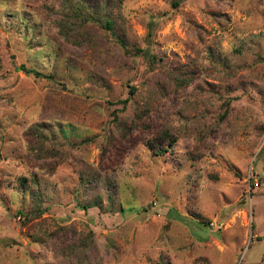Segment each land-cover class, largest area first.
I'll return each mask as SVG.
<instances>
[{
	"label": "rangeland",
	"instance_id": "374dc122",
	"mask_svg": "<svg viewBox=\"0 0 264 264\" xmlns=\"http://www.w3.org/2000/svg\"><path fill=\"white\" fill-rule=\"evenodd\" d=\"M0 61V264H264V0H0Z\"/></svg>",
	"mask_w": 264,
	"mask_h": 264
},
{
	"label": "trees",
	"instance_id": "16d2710c",
	"mask_svg": "<svg viewBox=\"0 0 264 264\" xmlns=\"http://www.w3.org/2000/svg\"><path fill=\"white\" fill-rule=\"evenodd\" d=\"M84 4V2H83ZM178 3L177 2H172L173 6H176ZM92 11V12H91ZM79 13L80 16L82 17L83 20H90L93 22H96L97 24H99L101 27H103L104 29L108 30L111 32V34L113 36H115L116 42L120 45V47L122 48L123 52L127 55L133 56V57H141L143 58L147 64H149L150 66H153L157 63V61L160 60V58L157 57V55L155 53H153V51H151V46L148 43V47L147 48H139L135 45L129 46V44L126 42V40L119 36L116 35L113 28H114V21L112 19H110L109 17L105 16V15H99L96 11V9L91 10V7L86 11V13H84L82 11V9H79ZM64 37L67 40L71 39V34L69 32V29H67L66 31L63 32ZM151 26H150V30L148 31V41H151ZM150 46V47H149ZM0 68H1V61H0ZM21 69L23 71H25L26 73H30L35 77H46V78H51L50 75H44L41 72H39L38 70H36L35 68H27L24 65L21 67ZM189 82V79H178L177 83L180 85L186 84ZM130 88V94L134 93V87L133 86H129ZM229 112V103L226 102L223 106L222 111L219 113V117H218V121L217 123L221 122L222 120L225 119V117L227 116ZM177 141V137L173 134H170L169 132H164L161 136V138L159 139V141L154 142L152 145V147L154 148V152L157 154H160L162 151H167L166 149L170 148L175 142ZM19 181V185L20 187L23 189L24 186L27 184L26 180L22 177H20L18 179ZM21 216H24L25 218H31V213H23L20 212ZM206 225H208V221H203Z\"/></svg>",
	"mask_w": 264,
	"mask_h": 264
},
{
	"label": "built area",
	"instance_id": "2783aa9c",
	"mask_svg": "<svg viewBox=\"0 0 264 264\" xmlns=\"http://www.w3.org/2000/svg\"><path fill=\"white\" fill-rule=\"evenodd\" d=\"M253 185H255L257 187L258 186V183L255 181V183H253Z\"/></svg>",
	"mask_w": 264,
	"mask_h": 264
}]
</instances>
